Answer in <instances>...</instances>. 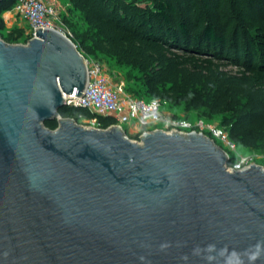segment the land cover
Returning a JSON list of instances; mask_svg holds the SVG:
<instances>
[{
  "label": "water",
  "instance_id": "95a60500",
  "mask_svg": "<svg viewBox=\"0 0 264 264\" xmlns=\"http://www.w3.org/2000/svg\"><path fill=\"white\" fill-rule=\"evenodd\" d=\"M87 80L58 29L0 36V264H264V168L227 170L202 133L61 117Z\"/></svg>",
  "mask_w": 264,
  "mask_h": 264
},
{
  "label": "trees",
  "instance_id": "16d2710c",
  "mask_svg": "<svg viewBox=\"0 0 264 264\" xmlns=\"http://www.w3.org/2000/svg\"><path fill=\"white\" fill-rule=\"evenodd\" d=\"M10 1L0 2V16ZM63 1L84 23L81 49L129 66L142 81L137 92L208 105L214 112L226 110L231 114L227 123L242 115L247 131L240 134L230 128V139L248 147L264 141V90L256 89L264 83V48H259L264 41L234 19L230 0ZM260 23L264 30V19ZM0 36L17 43L20 33L12 30ZM219 60L242 70L230 73L215 63ZM58 111L75 121L91 116L84 108L66 104ZM113 122L111 116H98L101 128ZM44 125L55 129L58 122L47 120Z\"/></svg>",
  "mask_w": 264,
  "mask_h": 264
},
{
  "label": "built area",
  "instance_id": "2783aa9c",
  "mask_svg": "<svg viewBox=\"0 0 264 264\" xmlns=\"http://www.w3.org/2000/svg\"><path fill=\"white\" fill-rule=\"evenodd\" d=\"M67 5V3L62 5L58 0H13V4L4 12L17 14L28 24L29 31L24 41L17 42L25 44L35 36L36 27L55 28L60 31L55 24L57 12L59 8L64 9ZM84 58L88 80L82 94L79 96L73 91L63 95L66 105L81 107L90 113L89 118L79 117L88 125L101 128L98 124V116H111L114 122L106 128L119 126L127 138L139 143L141 136L154 130H162L166 133H202L222 147L229 159L234 158L230 165L226 163L227 170H240L255 164L230 153V151L234 152L236 145L225 128L200 119L191 121L183 116L167 114L163 111L161 99H143L134 96L121 84L111 81L104 63L89 60L85 56ZM123 123H127L126 128L122 126ZM261 166L264 168V165Z\"/></svg>",
  "mask_w": 264,
  "mask_h": 264
},
{
  "label": "rangeland",
  "instance_id": "374dc122",
  "mask_svg": "<svg viewBox=\"0 0 264 264\" xmlns=\"http://www.w3.org/2000/svg\"><path fill=\"white\" fill-rule=\"evenodd\" d=\"M62 5L64 2L58 0ZM13 1H10L8 6H11ZM231 8L233 9L234 19L240 22L241 26L249 28L254 36L261 38L264 35L263 27L260 25V20L264 19V0H230ZM55 24L60 28V31L68 36L76 45L79 52L83 54L89 60H98L104 63L106 67V73L109 75L111 81L115 84H121L129 93L136 97L143 99H151L149 95L143 91H138L142 86V81L134 76L133 70L129 66H125L117 63L114 59L106 57L105 55H91L85 53L81 49V37L84 34L85 27L79 14L67 11V7L64 9L59 8L57 12ZM0 20V33L4 37L6 34L14 30V33L19 34V42H22L29 31L28 24L19 15L11 12L9 15L2 17ZM20 31V32H19ZM264 43V42H263ZM259 48H264V45H259ZM217 63L220 68L228 70L230 73L238 74L242 70V67L226 60H219ZM256 89L264 90V83ZM163 111L167 114H173L177 116H183L195 121L197 119L203 120L206 123L215 124L225 128L227 132H230V128L234 132L240 134L247 131L246 125L243 123V116L240 115L238 119H233L229 123L225 122L226 119L231 117L230 112L221 110L214 112L208 105L198 104L197 106L187 105L183 101L178 99L162 100ZM76 123L84 127H92L84 122L83 119L76 120ZM124 128L127 127V123H123ZM236 147L234 152H231L236 157H243L251 163L264 165V141L253 147H248L237 140L234 141Z\"/></svg>",
  "mask_w": 264,
  "mask_h": 264
},
{
  "label": "crops",
  "instance_id": "0c3cea01",
  "mask_svg": "<svg viewBox=\"0 0 264 264\" xmlns=\"http://www.w3.org/2000/svg\"><path fill=\"white\" fill-rule=\"evenodd\" d=\"M63 1V0H62ZM64 2V1H63ZM64 4H65V2H64ZM11 12H3V15H2V17H5L6 15H9Z\"/></svg>",
  "mask_w": 264,
  "mask_h": 264
},
{
  "label": "clouds",
  "instance_id": "9594fccd",
  "mask_svg": "<svg viewBox=\"0 0 264 264\" xmlns=\"http://www.w3.org/2000/svg\"><path fill=\"white\" fill-rule=\"evenodd\" d=\"M255 258H256L255 256L252 257V259H255Z\"/></svg>",
  "mask_w": 264,
  "mask_h": 264
}]
</instances>
